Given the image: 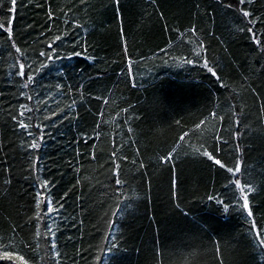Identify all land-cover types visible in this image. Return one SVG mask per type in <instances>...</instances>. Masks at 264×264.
Segmentation results:
<instances>
[{"label":"trees","instance_id":"obj_1","mask_svg":"<svg viewBox=\"0 0 264 264\" xmlns=\"http://www.w3.org/2000/svg\"><path fill=\"white\" fill-rule=\"evenodd\" d=\"M0 24V264H264V0H0Z\"/></svg>","mask_w":264,"mask_h":264},{"label":"snow or ice","instance_id":"obj_2","mask_svg":"<svg viewBox=\"0 0 264 264\" xmlns=\"http://www.w3.org/2000/svg\"><path fill=\"white\" fill-rule=\"evenodd\" d=\"M249 2H251V0H249ZM12 3L14 5L15 4V0H12ZM240 3L243 4L244 3V0H240ZM242 12H243V15L245 17H249L251 15L247 10H243L242 9ZM249 22L252 23V24H254L255 23V20H251ZM5 27H6L5 25L0 24V28H5ZM8 31L10 33L11 32V29L9 28ZM248 31L251 33V32H253V29L252 28H249ZM192 32H193V34H195V29H192ZM253 37H254V39H257V42L259 43V40H258V38H256L255 33H253ZM60 39H61L60 36H56L55 39L52 41V43H55L56 40H60ZM52 43L49 44V47L50 48L52 47ZM202 50L203 49L201 47V51ZM53 51H55V49H53ZM16 52L20 53L21 50L17 47L16 48ZM41 55L44 56L46 54L44 52H41ZM73 55L79 56V55H81V53H74ZM47 56H48V59H52V55L51 54H47ZM41 66L43 67L44 65H41ZM203 66L206 67L207 70L213 76H217L216 71L212 67H210L207 64V62H205V64ZM28 67H30V66H28ZM24 69H25V65L23 63H20L19 64V72H18V74L21 75V76H24L25 75ZM27 81H28V83H31V81H32V76L30 74L27 76ZM24 86L27 87L28 84L26 83ZM22 107H25L26 108V106H22ZM26 110L31 111V109H27V108H26ZM21 115H23V112H21ZM201 123H203V122H201ZM19 126L22 127V128H25V129H27V127H28V125H26L23 121H20ZM197 127L199 128V125H197ZM29 135H31V133H29ZM183 139L184 138L181 137V140H183ZM31 147L32 148H38L39 147V144L37 142H35V140H34L33 143L31 144ZM202 154L208 156V159L214 160V163L215 164L220 165L221 167H225V165H223L219 159H215L212 156V154H210L207 150H205ZM166 160L167 161H170L171 160V156L167 157ZM118 167L119 166L117 165V169H118ZM228 171L229 172H232L233 173V176H236V173H239L240 172L239 164L237 165V167L235 169L229 168ZM114 174L117 175V177L119 175L118 174V171H116ZM233 182L235 183L236 187L240 190V193H241V197H242L243 203L240 206L245 211H247L248 216L251 217L253 215V213H252L251 208H250V202H249L248 196L251 194L252 191H254V188L252 186H250V185H244V186H242L240 184V181H239L238 178L235 179ZM115 183L117 185H120L122 183V181L119 178H117L115 180ZM44 186L46 187V182H45V185ZM245 189H247V190H245ZM38 195L43 196V193H39ZM210 199H213V198L210 197ZM217 203H222V201L217 200ZM52 210L53 209H52L51 201L49 200V202H48V208H47L46 212H51ZM225 210H227V205H225ZM260 244L261 245H264V237H261L260 238ZM53 247H55L54 244H53ZM57 255H58V253H57Z\"/></svg>","mask_w":264,"mask_h":264}]
</instances>
